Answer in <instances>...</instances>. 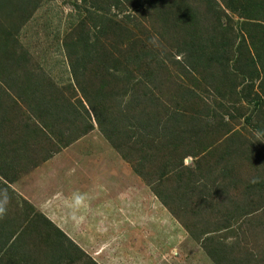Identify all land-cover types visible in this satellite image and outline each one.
Masks as SVG:
<instances>
[{
    "label": "rangeland",
    "instance_id": "374dc122",
    "mask_svg": "<svg viewBox=\"0 0 264 264\" xmlns=\"http://www.w3.org/2000/svg\"><path fill=\"white\" fill-rule=\"evenodd\" d=\"M156 1L153 5L142 0L133 8L111 6L104 0L96 5L91 0H38V6L18 30H13L19 45L16 50L28 53L24 62L28 71L42 80L49 77L59 88L73 83L74 70L64 40L77 37L78 27L74 35L68 34L81 21L90 29L91 39L99 37L108 50L112 49L111 33H101L99 28L106 17L128 27L130 36L141 45L137 48L139 56L122 58L118 71H96L95 62L74 61L75 68L89 67L86 71L79 67L81 82L105 81V104L102 109L97 106L96 114L100 112L111 132L114 125L110 120L116 119L119 129L109 133L114 144L100 131L94 112L86 108L85 98L77 91L78 97L73 99L75 114H82L93 127L78 135L83 130L79 128L80 119L63 127L56 121L55 130L44 129L48 130L51 148L34 154L36 166L9 178L0 170V190H6L10 197L8 212L0 218V264H11V260L15 264L16 259H21V264H264V103L257 100L264 101V91L259 78L253 82L250 98L239 99V92L232 90L230 79H225L226 74L220 72L215 61L210 62L212 65L195 64L190 57L193 48L188 50L175 30L177 23H162L160 4L169 5L164 8L172 11L174 0ZM247 1L185 0L197 12L201 38L216 33L210 23L215 20L214 10L221 17L220 21L217 14L216 22L229 27L235 45L218 48L228 57L232 54L230 65L245 32L239 4ZM5 9L1 8V16ZM14 13L6 18L13 25L18 21V11ZM231 27L241 34L236 35ZM245 40L250 38L245 36ZM2 49L0 42V53ZM236 70L247 74L246 70ZM213 73L216 78L212 80ZM28 116L26 108L20 113L9 110L7 120H13L12 125L0 126V139L6 141L3 147H20L19 138H24L26 128L17 126V122ZM127 125L138 130L130 133L129 139L124 132L129 129ZM58 129L66 137L72 131H78V136L66 142ZM188 136L211 142L212 149L205 155H194ZM251 152L258 153L256 161L247 158ZM58 169L70 179L62 188L70 195L61 196L62 200L70 201L76 192L85 193L88 211L94 212L92 218L78 214V227L72 226L71 231L79 237L88 233L96 242L111 238L99 250L119 247L118 256L110 253L102 263H93L91 249L88 254L80 253V246L69 237L46 228L41 212L30 203L22 210V196L16 190L22 192V188L39 183ZM183 181H187L186 186ZM51 193L42 205L55 215L59 211L57 192ZM20 216L26 220L23 231H10V222ZM71 217H65L67 229ZM51 241L60 246L54 253L46 247ZM210 251L219 256L218 261ZM57 252H66L65 257L57 258Z\"/></svg>",
    "mask_w": 264,
    "mask_h": 264
},
{
    "label": "trees",
    "instance_id": "16d2710c",
    "mask_svg": "<svg viewBox=\"0 0 264 264\" xmlns=\"http://www.w3.org/2000/svg\"><path fill=\"white\" fill-rule=\"evenodd\" d=\"M12 1L13 0H0V10L4 7L7 8L3 10L5 11V13L2 16L0 15V42L3 46V49L0 53V82L2 83V85H0V110H3L2 113L7 114L9 110H16L17 113H20L21 106L23 108H26L27 111L30 112V116L19 122V125L26 128L23 135L29 141L30 139H36L38 137L39 139H41L40 136L43 134L44 139L46 138V141L50 142V138L47 135L46 131H48L49 129L55 130L54 126L56 121H59L61 127H63L66 125V123L73 125V123L76 122L77 118L81 120L79 128L83 129L79 131V135L80 133L88 131L90 127H93L91 125L92 122H88L87 118L82 116V114L80 115L79 113H77L78 116H76L75 114V101L73 99L78 97L77 91H79L88 104L86 105V108L91 109L94 112V121L98 125L100 131L104 134L107 140H110L111 143L114 144V142H112L113 139L112 137H110L109 133L115 134L117 133L116 128L119 129V126L116 125V119L110 120L111 124L114 125V132H111L109 131L110 129L106 127V120L102 118L100 112L96 114L97 106H99V109H102V105L105 104V101L103 99V94L106 92V90H104L105 81H103V79H100L98 83H95L94 81L87 78L88 80H86V82H81L78 75L79 67L83 68L82 70L85 71L89 70V67L87 65H81L78 68H75L74 61L87 60L89 62H95L94 69L96 71L99 68L105 70L106 72H110L113 69H115L114 71H118L121 68L119 67V64L121 66L122 58H137L139 56V51L137 50V48H139V44L141 45V43L137 39L130 36L131 34H129L128 27L122 25L119 21L114 22L110 18L106 17L104 18L106 22H101V26L99 28L101 33H104L106 31L110 32L112 35H110V37L112 38L110 43L112 49L108 50L103 47L105 46V43H102V45L100 44L99 37H97V40L91 39L89 35L90 29L85 28V23L81 21L73 28L72 32L68 34L74 35L73 31L74 29L76 30V27H78L79 30L77 31L79 32L77 33V37L74 38L75 36H70L68 38H65L64 40V46L66 48V51L68 52V56L70 57L69 61L71 67L74 70L73 83L66 84L59 88L56 83H54L49 77L45 76V80H42L37 76V74L28 71L26 63H24L25 56H27L28 53L25 50H22L20 52L16 50V47L19 45H17L16 43L18 40L16 39L13 30H18L19 25L23 23L27 15L29 16L32 10L36 6H38V0H18L15 3H11ZM97 1L99 0H91V3H95L94 5H96ZM104 1L109 2L111 6L127 5L129 7L135 8L137 3H140L142 0ZM143 1H145L146 4L150 3L151 1L153 5H156L158 3L156 0ZM171 5H173L172 11L164 8L169 5H165L164 3L160 4V7L158 8L161 10L160 19L162 23H177L175 30L178 31L177 34L182 35L183 45L188 50L193 48L191 52H194V55L193 53H191L190 57L195 62V64L207 63L208 65H212L210 64V62L215 61L216 66H218L220 72L226 74L225 79H230L229 81L231 82L232 90L234 89L239 92V99L245 98V100H247L248 97L251 96V94L254 92L252 85L256 78H259V87L264 91V0H248L247 4L245 5L239 4L240 8L242 9V15L240 16V18H243L241 26L245 30V35L242 33L244 38L241 36L239 43L236 44L237 56L233 59V66L232 64H229V61L232 59V54L230 57H228V53L220 51V48H218V46H225L226 48L234 46L235 37H233L232 34L228 33L227 30L229 29V27L227 25H223L222 23H220L221 17L218 13H216L217 11L214 10L212 12V14L215 16V20L210 21V23L213 25L212 27L214 28V30H212V27H210V30L216 33L210 35L207 38H201L198 33L202 31V29L195 8L193 6H188V2H185V0H174L173 2H171ZM232 9V11H236L235 8ZM16 11H18V14H16V16H18L17 23H15L14 25L8 23L7 20L9 19L6 18L10 16L12 18L15 14L14 12ZM217 14L220 20L218 22H216ZM229 20L231 19L229 18ZM165 28H167V26H165ZM231 29H234L236 31V35L241 34L238 30L235 29V27H231ZM245 36L249 37L250 41L245 40ZM96 64H98V66ZM236 69L241 71L246 70L247 74L244 72L237 73ZM97 74L100 75L99 72ZM103 76L104 75L102 74L101 77ZM215 78L216 75L213 73L212 80ZM68 90L71 92H69ZM8 91H10L11 93H8ZM254 94L256 95V93ZM4 96H8L5 101V98H3ZM257 100L259 101V103H264L262 99ZM77 101H80V99L78 98ZM8 102H10V104ZM255 106H257L258 109L260 108L259 104H256ZM86 108L83 107L85 111H87ZM2 113L0 114V118H3L4 116ZM12 123L13 120L9 121L10 125H12ZM81 123H83V125H81ZM127 126L129 129H124V132L126 138L129 139L130 133L134 132V130L135 132L138 130L136 127H134L133 129L130 125ZM57 132L58 135L62 137L61 140H65L66 142H69L78 136V131L74 132L76 133L75 137L74 133H72L73 131L70 133L73 134V137L69 133L66 137L65 133L60 129H58ZM203 133L206 134L210 132ZM212 146L213 145L211 144V142L199 140L198 137H195L192 140V152L194 155L202 154L203 152H205V155L206 152L212 149ZM3 149V146H0V156L3 155ZM250 154L252 155L247 156V158H251L256 161L258 153L251 152ZM205 157L206 156H204L203 158ZM198 168L200 169V166H198ZM0 170L4 174L1 161ZM138 174L140 176L142 175L141 172ZM183 183L186 186L187 181H183ZM151 189L154 192L156 191L153 187H151ZM23 201L25 202V205L29 204L26 200L23 199ZM24 202H22V204ZM22 207V210H24L25 206L23 205ZM40 216L47 224L46 228L51 229V231L53 232L55 231L54 233L56 235H60L63 238H68L66 234L58 229L42 213L40 214ZM23 229L21 230L23 231ZM57 245L58 244H56L55 242H49L46 245V247L48 248V252L54 253V250L60 247ZM77 248L80 253L84 254L81 248ZM65 253L57 252L56 257L60 259L64 256ZM208 253L218 261L219 256H217L215 252L210 251ZM51 257H53V255ZM91 260L93 263H95L92 258ZM15 261V264H21L22 260L16 259ZM6 264H10V262L7 261ZM11 264H13L12 260Z\"/></svg>",
    "mask_w": 264,
    "mask_h": 264
},
{
    "label": "crops",
    "instance_id": "0c3cea01",
    "mask_svg": "<svg viewBox=\"0 0 264 264\" xmlns=\"http://www.w3.org/2000/svg\"><path fill=\"white\" fill-rule=\"evenodd\" d=\"M0 85H2L1 82H0ZM8 103L10 104V102ZM22 110H23V107L21 106V111ZM2 111L3 110H0V114L2 113ZM8 113L7 114L2 113L4 116L3 118H0V126L2 124L10 125L9 121L6 120V116L9 115ZM19 122L20 121L17 122V126L19 125ZM1 134L3 133L0 131V135ZM40 138L41 139H39V137L36 139H30V141L26 139L25 136L24 138H19L20 147L17 149H14L15 151L12 148L3 147L4 148L2 150L3 155H1L0 157L5 158V159H0V161L3 165L4 175H6L5 178L13 177L20 172H22V174L26 173L27 171L32 169L34 166H36V164H34V162L36 161V158L35 160L33 159V157H35L34 154L41 153L39 150H48L51 148L49 147L51 142H47L46 138L44 139L43 134L40 136ZM4 142H3V138L0 139V146H4ZM5 150L7 151V154ZM7 159H14V161H12L11 163H7L6 162ZM50 175L43 176V179H41L39 183L38 182L33 183L31 187L22 188L21 189L22 192H20V190L15 189L22 196L21 197L22 200L20 204H22L23 199L26 200L27 203H30L34 208H36L37 211L41 212L58 229H60L64 234H66L67 237L73 240V242L77 246H80V248L86 254H88V251L91 249L92 251L90 252H92V254L90 256L96 262L102 263L104 261V258L109 257L110 253H113V257L118 256L119 247L116 249H112L110 251H107L106 249H103L101 251L99 250L102 246L107 245L109 242H111L112 241L111 238L110 240L106 239L104 241L96 242L93 240V238L88 233H85L84 236L79 237V235L75 231L73 232L71 231L70 228H72V226L78 227V223L80 222V218H81V216L79 217L77 216L78 214L86 213L90 218H92L94 217V212H91V211L89 212L87 205L84 203V205L79 210L73 213V211L68 207L69 200L67 199L62 200V197H66L70 195L68 192L67 193L62 192L63 186L67 184L70 180L69 176L67 174H61L59 169L54 174H52L51 176ZM55 176H56V180H55ZM52 179L57 181L56 183H54V185H53ZM30 180H35V178L31 177ZM57 185H59L58 189H56L55 187ZM32 187H33V190H31ZM51 192L53 193L57 192V194H55V198H56L55 202L58 205L59 211L55 215H51L49 213V210H46L44 208V205H42L43 201L51 197L52 195ZM154 202H156V200ZM22 205H24L26 209L28 208V205H25V202ZM69 214L73 215V217L69 218L70 220H72L71 225L69 227L71 233H69L70 231L69 229H67L65 225V221L67 225H69V222L65 218L66 216L68 217ZM118 219L119 217L116 218V220ZM120 219L123 220L124 218H120ZM25 223H26V220H23L20 216L16 221L10 222V225H9L10 231H12L13 228L16 229L17 231L20 229H23L25 226ZM44 225L46 226L47 224L44 222ZM68 234H70L71 236ZM110 246H113V245H109V247Z\"/></svg>",
    "mask_w": 264,
    "mask_h": 264
},
{
    "label": "clouds",
    "instance_id": "9594fccd",
    "mask_svg": "<svg viewBox=\"0 0 264 264\" xmlns=\"http://www.w3.org/2000/svg\"><path fill=\"white\" fill-rule=\"evenodd\" d=\"M86 194L81 192H76L73 194L71 200L68 202V207L73 211V213L79 210L86 201ZM10 197L6 190H0V218L8 212Z\"/></svg>",
    "mask_w": 264,
    "mask_h": 264
}]
</instances>
